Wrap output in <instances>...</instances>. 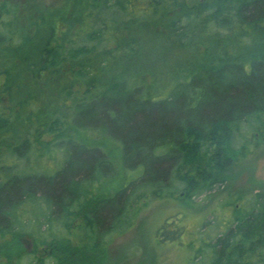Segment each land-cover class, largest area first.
Masks as SVG:
<instances>
[{"label":"trees","instance_id":"obj_1","mask_svg":"<svg viewBox=\"0 0 264 264\" xmlns=\"http://www.w3.org/2000/svg\"><path fill=\"white\" fill-rule=\"evenodd\" d=\"M263 143L264 0H0V264L81 263L77 220L102 250ZM235 212L191 264H264V193Z\"/></svg>","mask_w":264,"mask_h":264},{"label":"rangeland","instance_id":"obj_2","mask_svg":"<svg viewBox=\"0 0 264 264\" xmlns=\"http://www.w3.org/2000/svg\"><path fill=\"white\" fill-rule=\"evenodd\" d=\"M226 177L227 181L216 184L211 192L196 195L194 192L193 195L178 192L168 196V191L158 195L150 191L137 194L135 206L130 210L132 218L123 227L106 235L102 250L89 246L87 225L84 220H77L69 230L72 245L74 251L84 252L88 257L80 259L81 263L76 257L75 262L191 264L204 243L227 232L236 208L246 206L251 196L264 193V143L238 157ZM33 249L37 255L48 252L47 247ZM201 256L211 257V250L209 256L204 250Z\"/></svg>","mask_w":264,"mask_h":264}]
</instances>
